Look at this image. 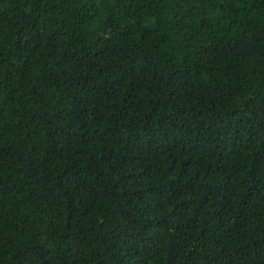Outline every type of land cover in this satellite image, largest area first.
Wrapping results in <instances>:
<instances>
[{"label": "trees", "instance_id": "1", "mask_svg": "<svg viewBox=\"0 0 264 264\" xmlns=\"http://www.w3.org/2000/svg\"><path fill=\"white\" fill-rule=\"evenodd\" d=\"M0 264H264V0H0Z\"/></svg>", "mask_w": 264, "mask_h": 264}]
</instances>
